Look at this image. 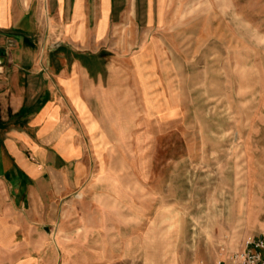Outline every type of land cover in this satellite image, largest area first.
<instances>
[{"label":"rangeland","instance_id":"rangeland-1","mask_svg":"<svg viewBox=\"0 0 264 264\" xmlns=\"http://www.w3.org/2000/svg\"><path fill=\"white\" fill-rule=\"evenodd\" d=\"M174 6L164 49L109 52L138 55L117 130L94 148L117 193L70 212L57 264H216L264 231V0Z\"/></svg>","mask_w":264,"mask_h":264},{"label":"crops","instance_id":"crops-1","mask_svg":"<svg viewBox=\"0 0 264 264\" xmlns=\"http://www.w3.org/2000/svg\"><path fill=\"white\" fill-rule=\"evenodd\" d=\"M186 1L0 0V264H57L70 212L117 193L100 186L94 148L117 130L138 55L109 52L164 49L165 21Z\"/></svg>","mask_w":264,"mask_h":264},{"label":"built area","instance_id":"built-area-1","mask_svg":"<svg viewBox=\"0 0 264 264\" xmlns=\"http://www.w3.org/2000/svg\"><path fill=\"white\" fill-rule=\"evenodd\" d=\"M216 264H264V231L247 238L241 250L224 254Z\"/></svg>","mask_w":264,"mask_h":264}]
</instances>
